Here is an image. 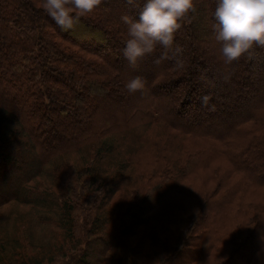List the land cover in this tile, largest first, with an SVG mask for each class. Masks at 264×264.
<instances>
[{"label": "trees", "instance_id": "1", "mask_svg": "<svg viewBox=\"0 0 264 264\" xmlns=\"http://www.w3.org/2000/svg\"><path fill=\"white\" fill-rule=\"evenodd\" d=\"M115 1L102 0L100 7L87 13L71 30L65 31L56 24L55 27L66 36L64 38L57 33L53 23L51 24L55 21L41 6L42 0H0V95L7 102H3V99L0 101V190L5 191L7 187H11L7 180H16L15 185H12L13 193L9 192L7 197L2 198V202L32 203L35 200L37 204L34 211H37V216L50 219L55 214L69 223V240L72 242L74 234L70 222L74 217L73 209L82 204L80 199H74L76 189L73 187L70 191H63V199L61 195L50 190L57 183L55 172L66 170L70 166V157L77 154L75 170L86 177L82 190L100 191L103 188L104 197H107L125 181L133 163L128 156H135L138 153L136 150L147 142L143 131L152 126L163 127L170 132L173 145L169 143V135L166 140L174 151L179 152L176 159H172L174 155L167 159L161 158L169 164L165 171H175V179L218 160H227L241 177L236 190L245 192L256 186H264V46L254 44L249 52L233 61V66L239 68L242 78L257 77L254 85L245 89L242 78L233 68H229V63L226 68L224 60L211 65L207 63L208 58L216 51L210 54L204 48L196 52L193 51L191 42H187L189 38H201L202 42H207L208 36L216 35L213 25L217 21H213L212 16L218 0H194L193 8L183 18L189 19L188 24L198 21L196 31L191 33L186 26H182L183 33L174 36V40L179 45L183 41L185 43L179 48V52L176 51L178 47L174 49L175 52L170 54L171 59L166 63L161 55L165 49L159 44L152 53L143 56L144 61L147 58L150 72L143 79L144 87L140 90L148 93L149 98L133 99L131 92L125 87L127 81L121 77L115 78L132 66L124 56L126 40L122 39L125 36L120 33L122 26L114 22L110 25L105 23L106 20L118 19L112 10ZM144 3L145 0H137L132 7L124 5L127 8L123 11L138 18ZM86 40L90 47L82 43ZM159 49L162 53H159ZM165 54L167 55L166 52ZM110 57L113 59L110 60ZM240 60L247 65L246 70L241 67L242 63L236 64ZM90 62L94 66L89 65ZM80 68L83 70L80 71ZM65 78L70 84L61 83V79ZM219 85L223 88H219ZM88 87H91L89 92L85 91ZM110 96L115 97L118 106L124 110L115 117H102L114 124L113 129L105 131V124L102 127L99 123L89 124L86 121V117L95 113L94 109L89 110L87 106L92 100L99 102L98 100ZM204 97H207L206 103ZM71 99L75 102L69 106ZM170 99L178 104L176 111L172 113L166 109ZM22 100L28 103L20 105ZM11 102L18 105L11 107L8 104ZM92 106L93 103L90 108ZM216 106L219 108L215 109ZM26 108L32 113L35 112L33 117H38L34 130L27 123L25 125L19 115ZM57 108L64 109L60 116ZM140 108L145 110V115L135 120L131 116ZM237 109L243 113L236 114ZM56 117L68 134H78L77 139L72 136L75 141L64 142V134L55 131L58 124H49ZM73 119L77 120L74 128L68 125ZM216 121L223 128L221 132L212 128ZM119 124L123 126L120 127ZM42 134L55 142L45 144L40 141V135L44 136ZM34 137L36 139L33 140ZM23 145L28 146V149H20ZM38 151L48 154V163L29 161L26 158L27 155L35 156ZM49 164L54 169L51 170ZM111 168H115V171H110ZM160 171L161 169L158 172ZM39 179L41 180L38 181ZM166 182L164 179L153 181L154 185L149 186V194H159L161 190L163 194L166 193L167 188L173 184ZM213 193L209 192L210 196L206 195L203 199L206 204L200 216L208 214L207 204ZM81 194L80 192L79 198ZM148 199L134 203L127 214L129 219L140 216L142 209L150 202ZM102 211L92 216L95 227L92 245L108 234V226L111 227L113 219L116 220L111 211L105 208ZM129 219L117 218L115 222V225L121 224L122 234H128V228L135 225L134 222L128 225ZM189 219L191 221L192 217ZM254 222L255 226L244 236V241L235 246L219 264H238L241 260L238 253H246L247 246L253 244H259V247L247 264H264L263 259L255 262L258 254L264 252L260 251L264 247V213L256 216ZM198 225L193 226V235L188 234L191 226L184 229L183 238L179 232V242L165 255L168 256V261L174 262L178 258L173 257L174 248L183 246L185 242L187 245L191 244V235L197 241L203 238ZM248 227L250 229V224ZM248 232L249 230L246 233ZM256 232L262 234L261 241L258 240ZM118 240L115 239V233L105 240L104 255L109 253L117 264L136 262L130 257L128 249L117 254L116 250L123 246ZM6 250L7 246L0 239V264L34 262V256L28 253H14L6 258L1 255H5ZM86 250L90 251L91 248L88 246L83 249L84 262L81 264H92L88 261L90 253L87 254ZM188 250L185 249L184 253ZM190 251L202 256L211 250L196 243L195 247H190Z\"/></svg>", "mask_w": 264, "mask_h": 264}, {"label": "rangeland", "instance_id": "2", "mask_svg": "<svg viewBox=\"0 0 264 264\" xmlns=\"http://www.w3.org/2000/svg\"><path fill=\"white\" fill-rule=\"evenodd\" d=\"M101 1L102 0H98L96 7L101 5ZM135 1L137 0H134L132 3L129 0H116L113 2V14L118 18L114 21L106 20V16L104 14L102 15L106 20L105 23H108L107 25L114 22L122 26L123 29L120 33L122 36H125L122 38L123 40L128 38V26L122 21L121 14H128L123 11V9L127 8L126 6L124 7V5L132 7L131 5H133ZM96 7L94 9H96ZM130 16H132V14ZM212 19L216 21L214 16H212ZM188 20V18L181 19V27L177 30L175 36H179L183 33L182 26H186V28L191 30V33L196 31L195 26L199 24V22L196 21L188 24ZM52 23L53 27H55L56 23L51 22V24ZM55 29L57 28L55 27ZM57 33L66 38L61 30L57 29ZM199 36L201 35L199 34ZM192 39H187V42H191L193 51L198 52L204 48L209 51L210 54L216 51L215 54L208 58L207 63L209 65L220 61L223 62L224 58L221 51L223 42L216 40L215 35L208 36L207 42L205 40V42H202V40H200L201 38ZM82 43L90 47L89 41L86 40ZM184 43L183 41L180 43L181 45H179L177 41L174 40L172 48L165 50L167 55L165 52L162 53L161 49H159L158 51L162 53L161 55L163 58H161L164 59V63L168 62V59H171L170 54L175 52L174 49L176 47L181 48ZM258 46L260 47L261 45ZM109 59L112 60L113 57ZM241 63L240 60L236 64ZM227 64L228 63L224 64L225 68ZM229 64V68H233L242 78L243 76L239 68L233 66L234 62ZM89 65L94 66V63L90 62ZM241 67L245 68V70L247 69V65L243 64ZM82 70L83 69L80 68V71ZM149 72L147 58H145L144 61V58L141 57L135 65L129 68V70L123 71L121 75H116L117 77L115 78L121 77L125 79V81H128L134 76H141L142 79H145ZM256 78V76H251L250 79L242 78L244 88H251ZM68 82L66 78L61 79L62 84L66 85ZM58 85L60 86V81ZM93 86L94 85H91V87ZM91 87L85 88V91L89 92ZM219 88L223 87L219 85ZM255 90H257V86ZM130 95L133 99L149 98V94L141 90L131 92ZM173 95H175V93ZM2 99L3 102H6V98L0 95V101ZM98 101L99 102H93L92 100L88 104V109H94L95 113L91 117H86V121L88 123L90 122L89 124L95 123L98 125L99 123L102 127L105 124V131L113 129L114 124L102 117L106 118L110 115L115 117L124 109L118 106V100L115 97L110 96ZM74 102L75 100L71 99L69 106ZM27 103L26 100H22L19 104L24 106ZM92 103L93 106L90 108V104ZM8 104L11 107H16V105H18L12 102ZM177 105V102H173V100L170 99L166 109H169L172 113L174 110L176 111ZM218 108V106L215 107V109ZM62 110L64 109L57 108L56 111L59 116ZM34 113L30 112L28 108L19 113L24 124L26 125L27 123V126L32 127L33 130L38 122V117H33ZM237 113L243 112L237 109L236 114ZM143 115H145V110H141L140 108L138 111H135L131 117L137 120L138 117H142ZM59 116L58 119H62L59 118ZM175 120L180 121L179 118H175ZM61 122H64L63 119ZM76 122L77 120L75 119L70 120L68 125L74 128ZM49 124H58L55 131L64 134V142L70 143L75 141L77 139L76 137H79L77 136L78 134L71 135V133L68 134V131L66 132L63 130L57 117L51 120ZM119 125L120 127L123 126L122 124ZM60 128L62 130H60ZM212 128L220 132L223 130L218 121H216V124H213ZM143 134L147 138V142L136 150L138 153H136L135 156H128L133 163L131 168H129L125 181L120 186H117L116 190L113 189L111 194L107 197H104L103 188H101L100 191L93 189H87L86 191L82 190L86 177L82 172L78 174L77 170H75L74 165L77 163V154L70 157L68 161L70 166H68L66 170L55 172V181L57 183L50 190H53L57 195H61L60 197L63 199V197H65L64 192L70 191V188L73 187L76 189L74 199L76 201L80 199L82 204L73 209L74 217L70 222V224H72L74 242L69 240V223L67 224L59 215L55 216L54 214L50 219H44L36 215L37 211H34V206L37 203H35V200H33L32 203L17 201L8 203L2 202V198L7 197L9 192L13 193L12 185H15L16 181L11 179L7 180L11 187H7L5 191L0 190V239L5 243V246H7L6 254L4 255V253H1V255L8 257L14 253L15 255H17V253H28L35 258L34 262L28 264H81L84 262L83 249H87L89 246L91 250H86V253H90L88 261L92 264H117L116 261L112 260V256L109 253L107 256L104 255L103 248L105 240L107 241L111 238V234L115 233V239L118 238V242L123 243V246L116 250V252H118L117 254L128 249V251H130V257L132 256V259L136 261L133 262V264H219L222 258L228 256L235 246L241 243V241H244L252 227L255 226V217L264 213V186H256L254 189H248L245 192H241L240 189L236 190L238 179L241 177L235 173L227 160H218L205 168L187 172L188 175L179 176L175 179L177 174L174 170L165 171V167L169 165L165 159L169 158L170 155H174L172 159H176L179 153L174 151L166 140L169 135V143L173 145L170 132L165 131L163 127L159 128L157 126H152L143 131ZM72 136L76 139L73 140ZM34 139H36V137H34L33 140ZM40 141L45 144L55 142L45 135L43 137L40 135ZM20 149H28V146H20ZM47 156V153H40L38 151L35 156L27 155L26 158L29 161L32 160L45 163ZM49 166L51 170L52 168L54 169L52 164H49ZM160 169L161 171L158 172ZM110 171H115V168H111ZM161 175H163V177ZM16 177L17 176H15V178ZM43 178L45 179V177ZM160 179L166 180L168 184H173L171 187L167 188L164 194L162 190L159 194L155 192L149 194V186H153L154 184L152 182ZM40 180L41 179L38 181ZM80 192L82 194L79 198ZM209 192L214 193L208 200V214L200 216V214H203L206 204V201L203 199L206 195H209ZM147 198H149L148 200L150 202L146 205L145 209H142L141 212L139 211L140 216H136L132 220L129 219L127 214L134 206V203L147 200ZM103 208L111 211L116 220L113 219L111 227L108 226V228H110L108 234L103 235V237L92 245L93 229L95 228L92 223V216L99 212H103ZM191 217L192 220L190 221L189 218ZM117 218L129 219L128 225L131 222L135 223L133 228H128V234H122L120 232L121 224L115 225ZM192 223L193 225H191ZM195 224H199L198 230H201L200 235H203L200 241H197V238L192 236L195 233L193 227ZM249 224L250 229L248 227ZM189 226H191V231L188 234H192L190 236L191 244L187 245V242H185L183 246L174 248L173 257L178 258L174 262L168 261V256H165L167 251L169 249L171 250L174 244L179 242L177 240L179 232L181 233L180 237L183 238L185 234L184 229H188ZM248 230L249 232L246 233ZM256 236L259 241L263 238L261 233L258 234L256 232ZM234 239H236L238 243L235 242ZM78 240L79 242L77 243ZM196 243L210 248L211 251L202 256H198L199 253L189 252L190 247H195ZM117 245L118 244H115V246ZM258 245L259 244L248 245L246 253H241V255L238 253V257L241 258L238 264H247L254 256L255 250L259 247ZM187 248L189 250L184 253V250H187ZM262 250L264 251V247L260 249L261 252ZM258 255L260 259L256 257L255 262L262 259L264 261V252ZM238 257L237 259H239Z\"/></svg>", "mask_w": 264, "mask_h": 264}, {"label": "clouds", "instance_id": "3", "mask_svg": "<svg viewBox=\"0 0 264 264\" xmlns=\"http://www.w3.org/2000/svg\"><path fill=\"white\" fill-rule=\"evenodd\" d=\"M97 4L98 0H42L41 6L67 31ZM193 6L194 0H145L138 18L122 15V21L128 26L123 52L129 63L135 65L139 58L152 53L157 44L165 50L172 48L181 19ZM214 17L215 38L223 42L221 51L225 63L237 60L254 44L264 46V0H218ZM125 87L129 92H136L144 87V81L141 76H134ZM203 100L206 103L207 97Z\"/></svg>", "mask_w": 264, "mask_h": 264}]
</instances>
